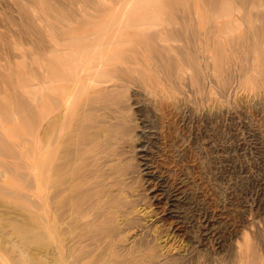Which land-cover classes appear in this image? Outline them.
I'll return each instance as SVG.
<instances>
[{
  "label": "rangeland",
  "instance_id": "obj_1",
  "mask_svg": "<svg viewBox=\"0 0 264 264\" xmlns=\"http://www.w3.org/2000/svg\"><path fill=\"white\" fill-rule=\"evenodd\" d=\"M68 195L64 256L111 225L125 264L159 228L153 264H264V0H0V264H55Z\"/></svg>",
  "mask_w": 264,
  "mask_h": 264
},
{
  "label": "bare ground",
  "instance_id": "obj_2",
  "mask_svg": "<svg viewBox=\"0 0 264 264\" xmlns=\"http://www.w3.org/2000/svg\"><path fill=\"white\" fill-rule=\"evenodd\" d=\"M101 38V37H100ZM101 41V40H100ZM104 41V40H103ZM105 42V41H104ZM86 48V46H85ZM101 52V51H100ZM94 53V52H93ZM91 79V78H89ZM59 116V115H58ZM56 120V119H55ZM143 120V119H142ZM143 122V121H141ZM59 123V122H58ZM143 127L147 126L145 125L144 123H142ZM55 129V128H54ZM148 129V127H147ZM151 129V128H150ZM153 130V129H152ZM57 132V131H56ZM47 133V132H46ZM50 133V132H49ZM53 133V132H52ZM144 134H146V136H148L149 139L146 140L145 144H151L154 139V136H153V132L152 131H148V130H144L143 131ZM55 135V134H54ZM64 135V134H63ZM49 136V135H48ZM46 137V136H45ZM68 137V135H67ZM53 139V138H52ZM66 139V138H65ZM68 139V138H67ZM70 140V139H69ZM46 141V139H45ZM53 141V140H52ZM44 142V141H43ZM48 143V141H47ZM46 144V143H45ZM67 144V143H66ZM71 144V143H70ZM154 144V143H153ZM44 145V144H43ZM49 145V144H48ZM47 146V144L45 145ZM67 146V145H66ZM155 146V145H153ZM44 147V146H43ZM69 147V146H68ZM46 152V151H45ZM67 152V150L65 151ZM70 153V152H69ZM73 153V152H72ZM61 154H62V151H61ZM59 155V154H58ZM63 155V154H62ZM74 155V153H73ZM70 156V155H69ZM67 156H65L66 158ZM72 157V156H71ZM74 157V156H73ZM58 159V158H57ZM60 159V158H59ZM64 159V158H63ZM73 159V158H72ZM68 160V158H67ZM65 161V160H64ZM54 163V161H52ZM61 162V161H60ZM66 162V161H65ZM69 162V160H68ZM56 166V165H55ZM59 166V165H58ZM65 166H66V163H65ZM68 166V165H67ZM148 167V166H147ZM64 168L66 169V167H63V170ZM55 169V168H54ZM62 170V172H63ZM55 172V170L53 171ZM67 172V170L65 171ZM64 172V173H65ZM60 173V171H59ZM56 174V173H55ZM147 175H151L152 177L154 176L155 178V175L154 173H146ZM59 175V174H58ZM56 175V177L58 176ZM63 175V174H62ZM96 177V176H95ZM57 178H60V177H57ZM64 178V177H63ZM157 181H155L154 185H153V191H159L157 192L158 194L156 195H159V198L160 199H163L166 201V205H168V209H169V206H174V202L176 201L177 197L174 196V194H168L166 193L165 195V186L162 184L161 182V178L159 177H156L155 178ZM74 180V179H73ZM66 182H68L66 180ZM65 183V181H64ZM63 184V182H62ZM72 185V184H71ZM73 186V185H72ZM59 187V186H58ZM67 188H63L62 187V190H59L60 192L62 191H65ZM55 190V189H54ZM57 190V189H56ZM59 192V193H60ZM57 193V192H55ZM82 194V193H81ZM76 195V194H75ZM52 197V196H51ZM55 197V196H54ZM53 199V198H52ZM72 196L71 195H68V197L64 200L61 201V204L60 206H57L54 208L53 210V220H52V225H53V229H54V232H53V240H54V245H55V248L57 251V257L55 258V264H71L72 262L75 264L77 261H79V259H84V258H87L88 262H92V261H95V262H98V261H101L103 259V257L105 258L106 256H109L111 262L113 264H125L126 261L125 259L121 258L120 256H118L115 251H114V242H116V239H114V228L110 225L111 228H102V229H98V230H86L84 232H82L80 235H77V236H74L72 237V241H74L76 244L80 245V244H85L86 246H89L91 247V245H96L97 242L99 241H104V238L105 236H107L105 238L106 241H104L105 243V246H104V249L106 251H110L111 253L109 255L105 254L102 250L100 252H97V253H94L91 249H88V250H85L83 253H80L79 256H77V258H75L73 255L71 256L70 252L64 256V253H65V238L67 236H70V226H71V223L74 221V218H78L77 216H74L73 213L75 214L77 209H75L74 205L76 204L77 207L79 208L78 210V214L80 212L84 213V212H88L89 211V207H83L81 206V203L80 201H76L75 204L72 203ZM80 200V199H79ZM91 203V202H90ZM53 205V204H52ZM171 213H174L173 209H169ZM141 212L144 211L141 215H144L146 214L147 211H145V209L143 210H140ZM163 211V210H162ZM165 212V210H164ZM91 213V212H90ZM178 212H176V215L175 216H178L177 214ZM45 214V213H44ZM81 214V213H80ZM108 215V214H107ZM165 215V213H164ZM42 217V215H40ZM171 216V215H170ZM109 216H107L108 218ZM151 217V216H150ZM195 217V216H194ZM47 218V216H46ZM45 218V219H46ZM119 218V217H118ZM149 218V217H148ZM162 218V216H161ZM82 219V218H81ZM163 219V218H162ZM149 222H155L156 225H155V228L156 226H159L161 225L160 222H162L159 217H154V218H149L148 220ZM109 222L112 223V220H109ZM174 222L175 224H178L179 222L181 223V220L179 219H174ZM183 222V221H182ZM65 223V224H64ZM108 223V221H107ZM165 223V222H163ZM193 223V222H192ZM4 224V223H3ZM64 224V225H63ZM86 224V222H85ZM183 224V223H182ZM181 224V225H182ZM22 225V224H21ZM61 225L65 226L64 227H61ZM88 225H90V222H88ZM93 225V224H92ZM164 225V224H163ZM184 225V224H183ZM1 226V224H0ZM4 226V225H3ZM2 226V227H3ZM7 226V225H6ZM16 226H19L18 224ZM80 226V225H79ZM91 226V225H90ZM176 226V225H175ZM12 227V226H11ZM10 227V229H11ZM21 227V226H20ZM67 227V228H66ZM9 228V227H8ZM24 228V226H23ZM16 230L15 233L17 235V240L19 243L21 242L23 245L25 244V241H28V237L24 234V233H21L20 230H18L19 228H15ZM26 229V228H25ZM30 229V228H29ZM160 229V228H159ZM156 230L154 232V235H153V240H152V243H148V242H145L143 241L141 244H139L140 249H141V253H142V250L144 248V251H143V254L141 255V257H139V253H138V247H136L137 250H134L132 251V256L130 257L131 259H134L136 260L135 262H133V264H141V263H144V264H153L154 263V259L157 258L158 260L160 259L161 256H163V254H165V249L167 248L166 244L168 243V239L170 240L171 238L168 237V238H165V233L161 230ZM12 230V229H11ZM23 230V229H21ZM28 230V229H26ZM40 230V229H39ZM38 230V231H39ZM170 230V229H169ZM175 231L177 230L176 228L174 229ZM29 231V230H28ZM31 231V229H30ZM79 231V230H78ZM173 231V230H172ZM3 232V231H2ZM11 232V231H10ZM9 232V233H10ZM27 232V231H25ZM74 232V231H73ZM4 233L5 230H4ZM3 233V234H4ZM42 233V232H41ZM76 233V232H75ZM11 234V233H10ZM169 234V233H168ZM31 235V234H29ZM64 235V237H63ZM15 236V235H14ZM66 236V237H65ZM10 237V235H9ZM33 238V237H32ZM31 238V239H32ZM69 238V237H68ZM67 238V239H68ZM71 238V237H70ZM30 239V238H29ZM32 241V240H31ZM151 241V240H150ZM8 242V241H7ZM6 242V243H7ZM10 242V241H9ZM8 242V243H9ZM15 242V241H14ZM29 242V241H28ZM159 243V245H157V243ZM13 243V241H12ZM74 244V243H73ZM169 244V243H168ZM175 244V242H174ZM53 243H52V246H54ZM17 246V244H16ZM28 246V245H27ZM71 246V245H69ZM22 247V246H21ZM72 247V246H71ZM12 248V247H11ZM16 248V247H15ZM9 249V248H8ZM19 249V248H18ZM21 249V248H20ZM19 249V250H20ZM70 249V248H69ZM10 251V250H8ZM33 251V250H32ZM70 251V250H68ZM22 253V252H21ZM2 255V254H1ZM33 255V254H32ZM125 255V254H124ZM4 256V255H3ZM2 256V257H3ZM11 256V255H10ZM12 257V256H11ZM93 259V260H92ZM108 259V258H107ZM5 260V259H4ZM13 260V259H12ZM139 260V261H138ZM103 261V260H102ZM21 263V262H20ZM103 263V262H102ZM26 264V263H25Z\"/></svg>",
  "mask_w": 264,
  "mask_h": 264
}]
</instances>
